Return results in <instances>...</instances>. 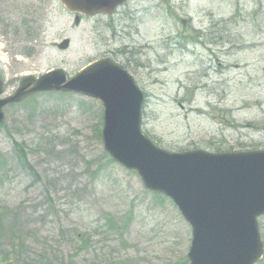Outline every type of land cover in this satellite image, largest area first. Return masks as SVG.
I'll return each instance as SVG.
<instances>
[{
	"label": "rangeland",
	"instance_id": "1",
	"mask_svg": "<svg viewBox=\"0 0 264 264\" xmlns=\"http://www.w3.org/2000/svg\"><path fill=\"white\" fill-rule=\"evenodd\" d=\"M75 24L56 0H0L5 96L110 58L146 96L142 132L159 148L264 150V0H131ZM4 114L0 264H189L191 227L105 152L99 102L39 94Z\"/></svg>",
	"mask_w": 264,
	"mask_h": 264
},
{
	"label": "water",
	"instance_id": "2",
	"mask_svg": "<svg viewBox=\"0 0 264 264\" xmlns=\"http://www.w3.org/2000/svg\"><path fill=\"white\" fill-rule=\"evenodd\" d=\"M71 11L107 14L126 0H59ZM78 23V20H76ZM68 42L59 48L66 49ZM4 84L0 80V97ZM42 92H75L105 107V150L145 186L171 198L192 226L190 264H256L263 255L257 217L264 215V152L210 155L169 154L141 134L143 94L132 78L108 59L86 67L67 81L62 70L38 80L25 78L3 108Z\"/></svg>",
	"mask_w": 264,
	"mask_h": 264
},
{
	"label": "trees",
	"instance_id": "3",
	"mask_svg": "<svg viewBox=\"0 0 264 264\" xmlns=\"http://www.w3.org/2000/svg\"><path fill=\"white\" fill-rule=\"evenodd\" d=\"M15 151L17 152V153H19V151L17 150V149H15ZM26 163H27V161H24L23 163L21 162V168H23V169H25L26 168ZM31 169V168H30Z\"/></svg>",
	"mask_w": 264,
	"mask_h": 264
}]
</instances>
